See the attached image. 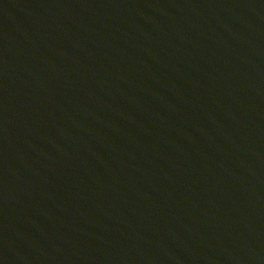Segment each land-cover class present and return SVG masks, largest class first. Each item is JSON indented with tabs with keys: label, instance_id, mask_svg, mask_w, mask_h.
<instances>
[{
	"label": "water",
	"instance_id": "95a60500",
	"mask_svg": "<svg viewBox=\"0 0 264 264\" xmlns=\"http://www.w3.org/2000/svg\"><path fill=\"white\" fill-rule=\"evenodd\" d=\"M0 264H264V0H0Z\"/></svg>",
	"mask_w": 264,
	"mask_h": 264
}]
</instances>
